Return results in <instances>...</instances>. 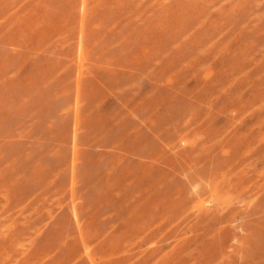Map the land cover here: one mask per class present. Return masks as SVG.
Returning a JSON list of instances; mask_svg holds the SVG:
<instances>
[{
	"label": "rangeland",
	"instance_id": "rangeland-1",
	"mask_svg": "<svg viewBox=\"0 0 264 264\" xmlns=\"http://www.w3.org/2000/svg\"><path fill=\"white\" fill-rule=\"evenodd\" d=\"M263 176L264 0H0V264H264Z\"/></svg>",
	"mask_w": 264,
	"mask_h": 264
},
{
	"label": "bare ground",
	"instance_id": "bare-ground-1",
	"mask_svg": "<svg viewBox=\"0 0 264 264\" xmlns=\"http://www.w3.org/2000/svg\"><path fill=\"white\" fill-rule=\"evenodd\" d=\"M174 247L131 244L111 248L82 246L64 251H60L59 248L54 249L55 247L44 248L30 254L28 262L29 264H196V258L186 253L190 248L183 252L178 250L180 247L178 249Z\"/></svg>",
	"mask_w": 264,
	"mask_h": 264
}]
</instances>
